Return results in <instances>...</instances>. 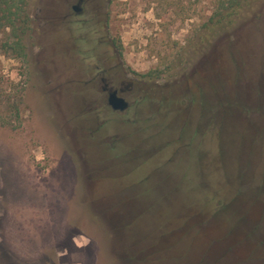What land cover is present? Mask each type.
<instances>
[{
  "label": "rangeland",
  "instance_id": "rangeland-1",
  "mask_svg": "<svg viewBox=\"0 0 264 264\" xmlns=\"http://www.w3.org/2000/svg\"><path fill=\"white\" fill-rule=\"evenodd\" d=\"M50 2L0 29V264H264V4L111 0L116 113Z\"/></svg>",
  "mask_w": 264,
  "mask_h": 264
},
{
  "label": "flooded vegetation",
  "instance_id": "flooded-vegetation-1",
  "mask_svg": "<svg viewBox=\"0 0 264 264\" xmlns=\"http://www.w3.org/2000/svg\"><path fill=\"white\" fill-rule=\"evenodd\" d=\"M111 0H51L50 5L62 9L63 18L73 27L72 37H76L80 47V55L84 63L95 62L100 59L101 64L92 66L90 83L100 92L102 106L110 105V97L116 94L128 102L127 94L134 92V84L129 79L127 70L119 63L121 54L117 41L112 36L108 25L106 9ZM107 13V14H106ZM83 42L85 46H78ZM94 65V64H93ZM123 69V70H122ZM128 81V85L126 82ZM113 110V109H112ZM118 113L120 111H115Z\"/></svg>",
  "mask_w": 264,
  "mask_h": 264
},
{
  "label": "trees",
  "instance_id": "trees-1",
  "mask_svg": "<svg viewBox=\"0 0 264 264\" xmlns=\"http://www.w3.org/2000/svg\"><path fill=\"white\" fill-rule=\"evenodd\" d=\"M263 4L264 0H219L216 11L210 17L208 24L200 28L201 39L204 38L203 34L209 30L213 32V38L223 35L233 29L236 22L253 17ZM24 5L25 0H0V29L11 28L16 31L17 22L24 20ZM14 36L17 37L15 34ZM21 41L22 38L19 37L17 43ZM17 43L14 47L18 45ZM0 122L7 125L2 116H0Z\"/></svg>",
  "mask_w": 264,
  "mask_h": 264
},
{
  "label": "water",
  "instance_id": "water-1",
  "mask_svg": "<svg viewBox=\"0 0 264 264\" xmlns=\"http://www.w3.org/2000/svg\"><path fill=\"white\" fill-rule=\"evenodd\" d=\"M110 105L115 111H125L129 108L130 104L123 98H118L116 94H112L110 97Z\"/></svg>",
  "mask_w": 264,
  "mask_h": 264
}]
</instances>
